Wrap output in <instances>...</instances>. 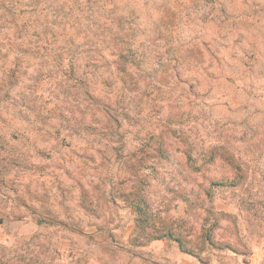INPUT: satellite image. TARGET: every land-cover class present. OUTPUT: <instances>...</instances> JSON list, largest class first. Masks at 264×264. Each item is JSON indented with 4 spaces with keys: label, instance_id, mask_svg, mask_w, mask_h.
I'll list each match as a JSON object with an SVG mask.
<instances>
[{
    "label": "rangeland",
    "instance_id": "374dc122",
    "mask_svg": "<svg viewBox=\"0 0 264 264\" xmlns=\"http://www.w3.org/2000/svg\"><path fill=\"white\" fill-rule=\"evenodd\" d=\"M0 264H264V0H0Z\"/></svg>",
    "mask_w": 264,
    "mask_h": 264
},
{
    "label": "trees",
    "instance_id": "16d2710c",
    "mask_svg": "<svg viewBox=\"0 0 264 264\" xmlns=\"http://www.w3.org/2000/svg\"><path fill=\"white\" fill-rule=\"evenodd\" d=\"M165 236L174 237L173 234L171 233V231H168L167 233H165ZM176 239L180 241L179 237L178 238L176 237Z\"/></svg>",
    "mask_w": 264,
    "mask_h": 264
}]
</instances>
